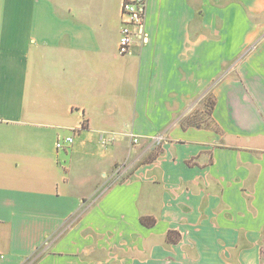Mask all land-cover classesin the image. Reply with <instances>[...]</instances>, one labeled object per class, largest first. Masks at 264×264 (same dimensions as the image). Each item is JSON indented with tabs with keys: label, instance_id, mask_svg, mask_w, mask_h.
<instances>
[{
	"label": "crops",
	"instance_id": "0c3cea01",
	"mask_svg": "<svg viewBox=\"0 0 264 264\" xmlns=\"http://www.w3.org/2000/svg\"><path fill=\"white\" fill-rule=\"evenodd\" d=\"M122 3L0 0V264H264V0Z\"/></svg>",
	"mask_w": 264,
	"mask_h": 264
},
{
	"label": "built area",
	"instance_id": "2783aa9c",
	"mask_svg": "<svg viewBox=\"0 0 264 264\" xmlns=\"http://www.w3.org/2000/svg\"><path fill=\"white\" fill-rule=\"evenodd\" d=\"M147 0H123L121 9V34L119 38V54L122 56L130 55L132 53V46L136 38L144 39L146 33L143 31V26L146 16ZM83 127V123L78 128H73L74 135L78 133ZM74 135L71 134L63 140H58L56 147L62 149L67 145L74 143ZM119 136L131 137L133 142H138L139 138L130 131L116 132L109 131L101 136V144L107 147L110 143L115 142ZM159 141H163V136L157 137Z\"/></svg>",
	"mask_w": 264,
	"mask_h": 264
},
{
	"label": "rangeland",
	"instance_id": "374dc122",
	"mask_svg": "<svg viewBox=\"0 0 264 264\" xmlns=\"http://www.w3.org/2000/svg\"><path fill=\"white\" fill-rule=\"evenodd\" d=\"M191 117V116H190ZM200 117H204V118H206V116H200ZM83 125H84V123H83ZM68 134H73L74 135V132L73 131H71V130H68V129H65V130H61L60 132H58V134H57V137H56V135H52V136H48V139H47V142H46V144H47V146H48V148L51 150V152L53 153V151H55L56 150V144H57V138H59L60 137V139H63V138H66L67 136H68ZM160 136H162V135H160ZM157 137H159V136H157ZM157 137H156V139L154 140V143H155V149L156 150H160V148H161V146H162V144H163V141L161 142V141H159V139H157ZM164 139V138H163ZM45 144V145H46ZM111 144V143H110ZM108 146V145H107ZM54 149V150H53ZM59 150V149H58ZM63 150V149H62ZM122 170V168H120V169H118V172L117 173H119L120 174V171ZM123 174V173H122ZM123 176H124V174H123ZM120 179V178H119ZM123 180V179H122Z\"/></svg>",
	"mask_w": 264,
	"mask_h": 264
}]
</instances>
